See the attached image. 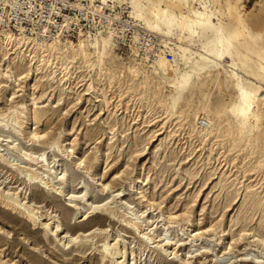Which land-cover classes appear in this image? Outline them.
Wrapping results in <instances>:
<instances>
[{
    "label": "rangeland",
    "instance_id": "rangeland-1",
    "mask_svg": "<svg viewBox=\"0 0 264 264\" xmlns=\"http://www.w3.org/2000/svg\"><path fill=\"white\" fill-rule=\"evenodd\" d=\"M228 1L237 2L256 36L253 52L245 48L253 45L252 39L238 44L249 59L233 55L208 60L200 51L210 45L213 33L208 32L200 35L190 52L192 59L185 62L177 36L165 39L137 20L135 36L149 39L152 48L165 45L174 56L172 61L163 55L172 69L188 70L204 58L205 66L175 106L169 80L153 71L157 60L153 51L144 54L134 45H120L100 26L119 11L121 19L114 29H128V15L135 19L132 0L106 1V9H99L103 0L32 2L33 7L42 4L44 11L54 7L55 26L68 19L61 39L75 50L80 40L108 36L103 54L86 44L88 58L70 49L69 58L55 54L40 60L33 45L3 44L0 37V153L20 163L11 166L0 160V190L20 193L43 213L40 223L20 222L21 215L10 217L0 203L1 260L264 264V106L259 120L250 116L246 125L232 109L241 102L239 84L256 89L258 97L264 94V75L257 70L264 54V0L193 4L202 9L206 2L214 24H224L230 31L236 23L227 15ZM89 3L98 11L89 9ZM49 31L52 34L53 28ZM181 33L189 35L184 28ZM210 56L216 58L215 53ZM233 62L238 64L235 73ZM136 66L134 73L131 68ZM16 145L18 149L13 148ZM24 153L39 157V165ZM31 165L56 189L28 180L25 169ZM90 205L99 209L87 210ZM51 223L58 238L44 226ZM138 224L144 225L142 233ZM70 237L79 239L67 247L59 242ZM107 242L118 245L105 253Z\"/></svg>",
    "mask_w": 264,
    "mask_h": 264
},
{
    "label": "bare ground",
    "instance_id": "bare-ground-1",
    "mask_svg": "<svg viewBox=\"0 0 264 264\" xmlns=\"http://www.w3.org/2000/svg\"><path fill=\"white\" fill-rule=\"evenodd\" d=\"M103 1L106 2L110 0H103ZM132 1L133 3L132 2L131 3L133 6V12H132L133 17H135L136 20H140V21L143 20L147 24L146 28L148 27L150 31L157 32L161 37L165 39L169 36L172 37V35H174L181 40L182 46H179L181 49L180 57H182V59L185 62H190V60L192 59L191 57L193 53L190 52L194 46H197L198 41H200L199 40L200 35H205L208 32L213 33L212 39L209 41L210 45L207 47L203 46L204 51L202 50L200 51L202 52L201 54L202 56L206 57L208 60H211L213 62L220 59L228 60L229 58H232L233 55H235L239 60H241V57L249 59V57L244 53H242L238 48V44L243 45L242 44L243 39L244 40L252 39V44H253L252 46L248 47L245 45V48L248 51V53L253 52L258 47L257 41H255L256 36H254V33H252L251 28H249L246 24V21L249 20V18H245L242 14L239 13L238 5L236 4L237 2L234 4L228 1L227 3L228 4L227 15H230L234 21L232 19L231 20L236 23V28L229 31L228 28L224 26V24H221L219 26L214 24L212 20L213 13L208 8L206 2L203 3L202 9H198L193 4L196 3L197 0H132ZM249 12H251V10ZM183 28L187 31V34H189L188 36L185 33H181V35H178ZM0 37L3 39V44L4 43L10 45L20 44V46L22 45L24 47L27 45L30 46L33 45V48L37 50V52L39 53L40 60L53 57L55 54H60V58H69L68 53L71 51L70 49L75 48L74 45L68 46L60 39L55 40L53 42H46L47 39L44 40L40 35H38L37 38L38 40L28 38L26 36L23 38H19V37H15L11 32H8L6 30L0 31ZM87 40H80L78 44V49L77 48H76L77 50L73 49V52H77L76 54H80L81 56L83 55L85 58H88L86 44L92 46L93 49L99 54L105 53V51L109 47L110 40L108 36L107 37L102 36L101 38L98 39L88 38ZM183 41H187L188 44L186 45L182 44ZM211 52L215 53L216 58L210 56L212 54ZM188 55L190 56L188 57ZM259 60L260 63L257 66V70L260 71L259 73L260 75H264V64H263L264 54L260 55ZM232 65L233 67L231 66L232 67L231 71L235 73L237 71L236 67L238 66V64L233 62ZM155 66L156 67H154L153 70L154 73L158 74L163 80H169V85L172 87V89H174L175 95H173L172 99H173V105L175 106L182 98H184L185 92L187 91V87L190 85L193 76L201 69L200 67L205 66V63H204V58H202L201 60L198 61L196 65L191 66L190 69L188 70L187 69L184 71L175 70L172 69V64L170 61H168L164 56H160L157 58ZM131 71L137 73L138 67L137 66L132 67ZM239 87L241 90V94H240L241 102L238 105L234 106V108L232 109H234L233 111H236L237 114H239L242 117L241 118L242 124L246 125V121L250 119V116H253L255 119L259 118L258 114L261 111L262 106H264V94H261L262 92H260L259 96L261 97H258L257 96L258 91L256 89L243 88L241 87L240 84ZM252 107H254L256 111H254ZM207 119H208V123L206 124L209 125L212 124L211 116L208 115ZM17 147L18 146L16 145L13 148L18 149ZM21 153L23 154V151ZM27 153H24L25 157L26 156L27 158L29 157L31 161L37 162V165H39L40 158L39 157L35 158V156H31L30 153L28 155ZM10 158L11 159H8L7 157H5L4 154L0 153V160L7 162L11 166H16V165L20 166V163L17 164L16 163L17 160L13 158V156H11ZM42 168H45L46 170L48 169V171L51 170L50 165H42ZM25 172H26V176L28 177V180L30 181L39 180L40 184L42 182L43 184L47 186H52L56 189V185L54 184V182H51V184H49V181L45 179L46 176L45 177L43 176V173L40 172L38 167H34L33 165H31L29 168L25 169ZM52 174L56 175V173L54 172ZM64 177L62 176L59 178L60 179L62 178V180L64 181L65 180L63 179ZM54 188L52 189L54 190ZM60 192H65V191L61 190ZM0 203H2L6 211H8L7 215H9L10 217H13V214L21 215L18 217L20 219V222L37 224L40 223L41 219L43 218V213L39 212V210H36V208L30 205L29 203H26L24 201V198H22V195H20V193L17 192L11 193L4 190H0ZM89 209L96 210L99 209V206L90 205V207L87 210ZM85 213H87V211H85L84 214ZM44 226H46L48 229H51L50 227L55 228L53 223L44 224ZM136 226H137V230L141 231L142 233V229L144 228V225L138 224ZM50 232L56 238L60 236L57 229L54 230L52 228ZM145 238L149 239V237H145ZM78 239L70 237L65 242L63 239H59V242L64 247H67L70 244H72V242L74 243ZM117 245L118 243L111 244L110 242H107L104 246V252L105 253L109 252L112 247ZM124 254L125 252L123 253V255ZM32 256L36 257V255L34 254H32ZM0 264H7V263L0 259Z\"/></svg>",
    "mask_w": 264,
    "mask_h": 264
},
{
    "label": "built area",
    "instance_id": "built-area-1",
    "mask_svg": "<svg viewBox=\"0 0 264 264\" xmlns=\"http://www.w3.org/2000/svg\"><path fill=\"white\" fill-rule=\"evenodd\" d=\"M33 1L34 0H0V30L11 31L18 36L21 34L27 35L28 37L40 35L44 40L48 39L49 42L59 39L62 40V34L68 29V25H66L68 19L64 18L65 22L63 24L55 26L53 20L56 19L57 14L54 7L51 5L44 11L42 4L33 7ZM108 6V2L105 4L102 2L99 9H106ZM89 7L92 11H98L97 8L92 7V4H90ZM115 7L116 6L113 5L111 9L113 10ZM43 13L46 15L48 14V16H43ZM121 15V12L116 11L114 17L111 16L107 19V22L101 23V28H106L107 32H112L120 45L129 46V48L134 45L144 54H150L153 51V56L156 59L167 53L168 57H170L172 61L174 60V56L168 52L165 45L152 48L149 39H142L139 38V36H135V32L139 26L137 25V20L133 19L131 16L128 15V29L121 26L114 29L115 22H120ZM50 28H53L52 34H50ZM76 28L77 26L75 29ZM150 32L148 31V33Z\"/></svg>",
    "mask_w": 264,
    "mask_h": 264
}]
</instances>
